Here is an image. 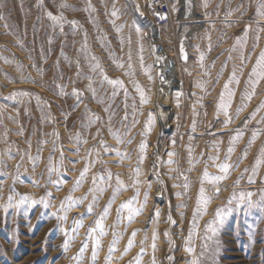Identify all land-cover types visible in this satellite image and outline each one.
<instances>
[{
  "label": "rangeland",
  "instance_id": "374dc122",
  "mask_svg": "<svg viewBox=\"0 0 264 264\" xmlns=\"http://www.w3.org/2000/svg\"><path fill=\"white\" fill-rule=\"evenodd\" d=\"M159 1L0 0V264H93L89 232L102 215L95 264H106L108 255L111 264H136L138 254L141 264H152L153 256L156 264H187L189 230L196 252L205 251L201 237L217 208L223 223L208 243L218 238L221 247L206 250L203 264H264V164L253 174L264 148V122L257 123L264 108L255 119L249 116L264 101V80L251 101L244 99L264 51V16L257 0H169L173 22L153 36L147 11ZM48 12L64 19L57 23ZM193 12L202 22L192 20ZM101 68L124 87L109 84ZM172 80L175 85H169ZM226 82L236 93L228 124L217 109ZM136 84L147 102H141ZM243 103L247 107L235 117ZM237 131L243 135L234 140ZM224 162L232 164L227 179L210 183L223 175L217 165ZM117 175L125 190L104 215ZM77 180L80 186L74 187ZM201 180L212 199L194 219ZM145 192L147 204L127 221L129 210L120 204L136 197L131 207L139 208ZM22 197L29 200L21 203ZM134 230L135 243L125 254ZM84 243L89 247L81 254Z\"/></svg>",
  "mask_w": 264,
  "mask_h": 264
},
{
  "label": "snow or ice",
  "instance_id": "6c2138e0",
  "mask_svg": "<svg viewBox=\"0 0 264 264\" xmlns=\"http://www.w3.org/2000/svg\"><path fill=\"white\" fill-rule=\"evenodd\" d=\"M257 3H258L257 11L259 12V14L261 16H264V0H257ZM60 7H62V8L63 7H68V5L62 4V5H60ZM205 7H207V5H205ZM89 8H91L90 4H89ZM138 10H139V8L137 7V11ZM47 15H48V17L51 20H53V21H55L57 23H59L60 21H62L64 19L62 14L59 15V16H56V15H53L51 12H48ZM112 15L113 16L117 15V11H116L115 7H113ZM161 18L163 19L164 17H161ZM69 23L75 24L77 22L76 21H70ZM262 31H264V29H262ZM257 39H258V37H257ZM141 51H142V48H141ZM181 52L183 53V48H181ZM129 58H130V55H129ZM184 58L187 59V55L186 54L184 55ZM92 59L95 60L96 58L92 57ZM241 59L243 60V59H245V57L242 56ZM201 60H203V56H201ZM142 63H143V58L141 57V64ZM119 66L123 67L122 64L119 65ZM99 67L100 66L97 63L96 68H99ZM129 68H131L130 64H129ZM100 71H101V73L103 75V78L105 80H107V82L109 84L114 85V86H119L121 88L124 87L123 81H121L119 79H109L107 77V75L103 73V69L102 68L100 69ZM253 74H254L255 78L251 79V90L248 91L245 94L244 99L246 101H251L253 96L256 94V87L255 86L260 81L264 80V51H262L259 54V57L257 58V60L255 62V66L251 70L250 76H252ZM233 76H235V72L233 73ZM149 78H151V77H149ZM161 78L163 79V77H161ZM235 83L239 84L240 83L239 79H236ZM136 87H137V91L141 95V98H142L141 102L142 103L147 102L145 97H144L143 89H141L138 84H136ZM89 88H90V90L93 93H95V89L91 88V85H89ZM223 88H224V91L221 92L220 95H219V103L217 105V109H218V111H222L223 112L224 116L226 117L225 124H228V123H231L232 120L234 119V116L232 114H230L229 109L231 108L232 100H233V98H234L236 93L229 86L228 82H226L223 85ZM73 91L76 92L75 89H73ZM124 93H125V96L128 95V92H127L126 88L124 89ZM20 95L27 96L29 94L27 92H22V93H20ZM113 95H116L115 91L113 92ZM246 107H247V103H243V104L239 105L237 107L236 111H235V117H239L240 112H242L244 110V108H246ZM262 108H264V101H261L259 103V105L251 113H249V116L252 119H255L256 118V114ZM97 119H99V117H97ZM125 119H126V117H125ZM137 122L138 121H134L133 122V126ZM262 122H264V117H261V119L259 121H257V123H262ZM91 123H92V121H89V124H91ZM152 123H154V121L150 118L149 122H148V129H147L148 131H151ZM244 123H247V120H245ZM56 135H58V133ZM242 135H243V133L237 131V135L235 137H233V139L234 140H239ZM255 135L256 134L253 135V139H255ZM146 147H147V142L146 141L142 142L141 145H140L141 152H144ZM234 151H235L234 147L233 148H229L228 153H227V159H229V160L231 159V153L234 152ZM172 155H174V153H170L169 154L170 157ZM246 155H247V153H245V156ZM142 159H143V157H141V162H142ZM216 159H219V157L217 156ZM170 162H173V161L170 160ZM261 164H264V148L261 149V157L256 160V164L253 167V174H255L259 170V167H260ZM217 166L221 169V172L223 173V175L213 177V179L209 181L210 183L214 182L215 180L227 179V174L229 172V169L232 167V164L224 162V163H221V164H219ZM87 171H88V169L85 168L84 171L81 173V180H82L84 174ZM134 171H135L137 176L140 175L139 168H136ZM204 176H205V178L208 177V172H207L206 169H205V172H204ZM107 178H108V180H111V178H112V174H111L110 171L107 174ZM250 179H251V177H250ZM185 180H187V177H185ZM80 182H81L80 180H77V182L74 185V187H79L80 186ZM95 183H96V177L94 176L93 177V184L95 185ZM137 183H139V181H137ZM110 186L111 185H109V187ZM150 187H151V185H149V188ZM174 187H176V185H174ZM188 187H189V185L187 183H185L184 184L185 190H187ZM93 190L94 189H89V191H93ZM124 190H125V187L123 185V182L119 180V176L117 175V186L113 190V195L111 197V201L109 202L107 207L104 209V215L107 214L108 209L111 207V203H113L115 201L116 197L119 195V193L121 191H124ZM100 191L103 192L104 189L101 188ZM199 191H200V197H199V199L197 201V208H196V210L194 212V219L196 217L200 216L202 213L207 211V205L210 202V200L212 199V197L206 195V189L203 186V180H201V187H200ZM215 191L218 193L219 192V188H217ZM138 195H139V190L137 189V196ZM144 195H145L144 203L141 204L139 208L132 209V207H131L132 200L136 199V197H132L131 199H129L127 201H123L120 204V206H119L120 209H128L129 210V214L127 216V221L131 222L135 218V216L138 215L142 211L143 207L147 204L148 193L145 192ZM177 195H180V193H177ZM250 197H251V194H249V200H250ZM9 199H11V197ZM28 200H29V197H22L20 202L22 203V202H26ZM65 200L69 201V203L67 205L68 208H71V207L75 206L74 203L72 202L73 201V197L71 195L65 197ZM31 203L32 204H36L37 202H36V200H31ZM201 205H202V207H201ZM17 207H18V205H17ZM64 207H65V204L62 201L61 204H60V208L63 209ZM88 211L89 212L92 211L91 206H89ZM118 211H119V209H118ZM159 215H160L159 209H156V211H155V220L156 221H158ZM64 219L65 220L67 219L66 215L64 216ZM223 219H224V217H223V215L221 213V210L219 208H217V210L215 211V215H214L213 219L207 223L205 233L201 237V239H203L205 241L200 246L203 250L206 251L209 248H212L213 253L218 252L220 250L221 241L218 238L215 239L214 244H211V245L208 243V241L212 240L214 237H218L219 225L223 223ZM168 221H169V223H175V221L172 219L171 215L168 216ZM80 226H82V222L78 221L77 222V227H80ZM104 228H105V225L103 223V215H102L99 219L96 220L95 227L91 228V230L89 232V235L92 236V238L94 240L93 251H92L93 264H95V261H96V258H97V249L99 248V245H100V240H99L98 236H96L95 234L97 233V229H99V235L102 236L104 234ZM197 230H198V225H197ZM75 231H76V229L74 228L73 232H75ZM65 233L67 234V230H65ZM209 233H210V235H209ZM113 235H114V237H117V238H120V236H121V234L118 233V232H113ZM135 235H136V231L134 230L132 232V234H131V237L127 241V245H126V247L124 249V253L125 254L128 252L129 249H131V247L135 243ZM165 235H168V233L165 232ZM192 237H193V230L190 229L189 230V235H188V247L186 248V251L188 253H191L192 256H191V259L187 262V264H203V261H201L200 257L205 255V251H201L199 253L196 252L195 247L192 246ZM146 240H147V235H145V238H144V240L141 241V244H144V242ZM156 240H157V233H156V230L153 229V232H152V244H151V248L153 250H155L156 247H157ZM63 246H64L65 249H67L69 247V240L66 239ZM88 247H89V245L87 243H84L83 246L80 248V253L83 254L84 251L86 249H88ZM112 250L114 251L115 249L112 248ZM144 251H145V249L142 247L140 249V252L143 253ZM113 259L114 258L111 255L106 256L105 257L106 264H111V261ZM117 259H119V258H117ZM169 259H172V257H169ZM213 259H214V257H213ZM136 264H141L139 254L136 257ZM152 264H156L155 256H153Z\"/></svg>",
  "mask_w": 264,
  "mask_h": 264
},
{
  "label": "built area",
  "instance_id": "2783aa9c",
  "mask_svg": "<svg viewBox=\"0 0 264 264\" xmlns=\"http://www.w3.org/2000/svg\"><path fill=\"white\" fill-rule=\"evenodd\" d=\"M148 12L153 24L159 29L169 26L173 22V11L169 0L151 3Z\"/></svg>",
  "mask_w": 264,
  "mask_h": 264
},
{
  "label": "bare ground",
  "instance_id": "6f19581e",
  "mask_svg": "<svg viewBox=\"0 0 264 264\" xmlns=\"http://www.w3.org/2000/svg\"><path fill=\"white\" fill-rule=\"evenodd\" d=\"M142 1H144V0H142ZM192 2H193V0H192ZM144 3V2H143ZM156 3V2H155ZM142 4V3H141ZM137 6V5H136ZM138 7V6H137ZM144 9H145V7H144ZM148 10V9H147ZM139 11V10H138ZM141 11V10H140ZM194 11V10H193ZM148 12V11H147ZM146 16H147V14H146ZM150 16V15H149ZM191 17H192V20H198V21H200V22H202V16H198L197 15V13H191ZM143 18H145V17H143ZM151 18V17H150ZM150 20V19H149ZM146 22V21H145ZM149 22V21H148ZM150 23H152V21L150 22ZM146 24H148V23H146ZM149 28V27H148ZM150 29V32H151V34L153 35V36H156L157 35V30H158V28L155 26V25H151V27L149 28ZM168 65H169V62H168ZM170 66V65H169ZM168 67V66H167ZM169 70H170V73L172 74V76L173 77H175L176 75H175V71H174V68H172V67H170L169 68ZM176 70V69H175ZM177 80V79H176ZM174 83H176L175 82V80H172V83H169V85H172V84H174ZM165 85V84H164ZM168 85V86H169ZM175 85V84H174Z\"/></svg>",
  "mask_w": 264,
  "mask_h": 264
}]
</instances>
